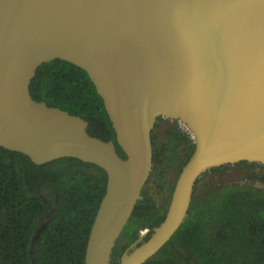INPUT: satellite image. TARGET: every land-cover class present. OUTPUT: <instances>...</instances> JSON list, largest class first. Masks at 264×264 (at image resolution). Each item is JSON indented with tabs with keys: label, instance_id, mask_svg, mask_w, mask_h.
I'll return each mask as SVG.
<instances>
[{
	"label": "water",
	"instance_id": "obj_1",
	"mask_svg": "<svg viewBox=\"0 0 264 264\" xmlns=\"http://www.w3.org/2000/svg\"><path fill=\"white\" fill-rule=\"evenodd\" d=\"M55 59L84 70L115 133L32 98L37 69ZM192 134L165 216L118 264H144L185 221L197 181L240 162L264 167V0H0V147L35 165L72 158L107 177L84 264L112 250L153 168L158 119Z\"/></svg>",
	"mask_w": 264,
	"mask_h": 264
},
{
	"label": "trees",
	"instance_id": "obj_2",
	"mask_svg": "<svg viewBox=\"0 0 264 264\" xmlns=\"http://www.w3.org/2000/svg\"><path fill=\"white\" fill-rule=\"evenodd\" d=\"M29 90L34 100L84 119L90 136L115 143L103 102L84 70L55 59L37 69ZM179 136L186 153L175 180L194 150L191 140ZM115 148L125 158L116 143ZM174 149L170 160L161 158L162 174L178 163ZM106 180L102 169L76 159L35 165L0 147V264H84ZM196 185L185 221L144 264H264V193L239 185L199 190ZM173 186L161 204L143 191L112 250L111 264H118L142 231L149 230L147 240L163 221Z\"/></svg>",
	"mask_w": 264,
	"mask_h": 264
},
{
	"label": "flooded vegetation",
	"instance_id": "obj_3",
	"mask_svg": "<svg viewBox=\"0 0 264 264\" xmlns=\"http://www.w3.org/2000/svg\"><path fill=\"white\" fill-rule=\"evenodd\" d=\"M163 122V123H162ZM165 126V129L162 133L163 137H159L156 133L157 128ZM182 133L177 125V122L167 120V119H158L157 124L152 132V141L154 144L153 149V168L152 172L143 188V191L147 192L149 195L154 198L163 194L164 196L161 199L156 201L159 204L164 203V200L169 196V188H172V184L175 183V176L177 174V168L180 165V162L183 161V157L186 153V148L183 141L181 140L179 134ZM183 134V133H182ZM175 148V149H174ZM172 149H174L175 157L178 160V163H175L171 166L169 170H166L161 173L165 168V161L161 159L162 156L168 160L172 156ZM233 171H241L243 177L239 180L226 181V182H213L209 186V179L215 174L219 175L223 172L233 173ZM165 185V187H164ZM207 185L208 187H213L214 189H223L225 187H232L234 185L244 186L248 188L258 189L264 193V167L259 164H248L244 162L237 163L235 165H225L216 172H209L203 175L196 185V190H199L201 186ZM142 191V193H143ZM142 195V194H141ZM168 205V204H166ZM166 208V206H165ZM145 231V230H144ZM129 246V245H128Z\"/></svg>",
	"mask_w": 264,
	"mask_h": 264
},
{
	"label": "rangeland",
	"instance_id": "obj_4",
	"mask_svg": "<svg viewBox=\"0 0 264 264\" xmlns=\"http://www.w3.org/2000/svg\"><path fill=\"white\" fill-rule=\"evenodd\" d=\"M163 123V122H162ZM164 129H165V126L163 125V126H161L160 128H157V130H156V133H157V135L159 136V137H163L162 136V133H163V131H164ZM243 177V174H242V172L241 171H233V173H229V172H223V173H220L219 175H214L213 177H211L208 181V183H209V186L213 183V182H215V181H217V182H226V181H228V180H230V181H234V180H239V179H241ZM175 178H176V176H175ZM174 178V179H175ZM202 187V186H201ZM200 187V188H201ZM164 195L163 194H161V195H159V196H157V197H155V199L157 200V199H161L162 197H163Z\"/></svg>",
	"mask_w": 264,
	"mask_h": 264
},
{
	"label": "built area",
	"instance_id": "obj_5",
	"mask_svg": "<svg viewBox=\"0 0 264 264\" xmlns=\"http://www.w3.org/2000/svg\"><path fill=\"white\" fill-rule=\"evenodd\" d=\"M178 125V128L179 130L183 133V135H185L189 140L192 141V134L189 133V131L186 129V127L180 123L177 124Z\"/></svg>",
	"mask_w": 264,
	"mask_h": 264
},
{
	"label": "bare ground",
	"instance_id": "obj_6",
	"mask_svg": "<svg viewBox=\"0 0 264 264\" xmlns=\"http://www.w3.org/2000/svg\"><path fill=\"white\" fill-rule=\"evenodd\" d=\"M171 121H173V120H171ZM175 122H177V121H175ZM177 124H178V122H177Z\"/></svg>",
	"mask_w": 264,
	"mask_h": 264
},
{
	"label": "clouds",
	"instance_id": "obj_7",
	"mask_svg": "<svg viewBox=\"0 0 264 264\" xmlns=\"http://www.w3.org/2000/svg\"><path fill=\"white\" fill-rule=\"evenodd\" d=\"M143 232V231H142Z\"/></svg>",
	"mask_w": 264,
	"mask_h": 264
}]
</instances>
